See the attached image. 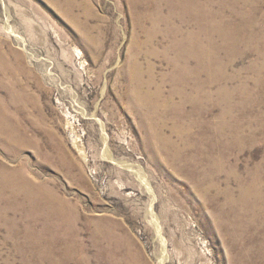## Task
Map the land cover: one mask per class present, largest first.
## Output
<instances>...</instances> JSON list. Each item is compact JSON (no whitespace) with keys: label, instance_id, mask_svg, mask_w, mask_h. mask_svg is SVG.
Listing matches in <instances>:
<instances>
[{"label":"rangeland","instance_id":"rangeland-1","mask_svg":"<svg viewBox=\"0 0 264 264\" xmlns=\"http://www.w3.org/2000/svg\"><path fill=\"white\" fill-rule=\"evenodd\" d=\"M0 264H264V0H0Z\"/></svg>","mask_w":264,"mask_h":264},{"label":"bare ground","instance_id":"bare-ground-1","mask_svg":"<svg viewBox=\"0 0 264 264\" xmlns=\"http://www.w3.org/2000/svg\"><path fill=\"white\" fill-rule=\"evenodd\" d=\"M188 8V7H187ZM192 9V8H191ZM184 11H185V8H184ZM190 11V10H189ZM155 24V23H154ZM187 41H184V43H183V41H182V43L180 42L179 43V45L181 46V47H184V49H183V52L185 53L184 54V57H185V60L186 59H189L191 56H198V57H200V58H202L203 57V53H202V51H201V49H197V50H195V52H194V50L192 49V44H191V40L189 39V38H187L186 39ZM179 61V60H178ZM186 62H187V60H186ZM188 63V62H187ZM177 65H178V63H177ZM177 67H179V66H177ZM186 68V67H185ZM188 68V67H187ZM182 70V69H181ZM184 71V70H183ZM178 72V71H177ZM189 72V71H188ZM183 73V72H182ZM186 73V72H185ZM190 73V72H189ZM192 75V74H191ZM188 76V75H187ZM181 77V76H180ZM177 78H179V77H177ZM186 78V77H185ZM184 79V78H183ZM138 83H139V85L137 86V90L138 91H141L142 90V81H141V79H140V77L138 78V80H136ZM185 81V80H184ZM184 81H183V83H184ZM184 87V86H183ZM136 99L138 100V101H141L142 100V97L140 96V98H138V97H136Z\"/></svg>","mask_w":264,"mask_h":264}]
</instances>
